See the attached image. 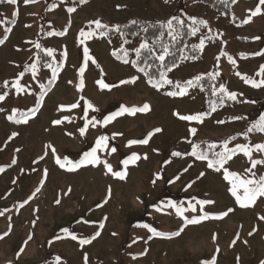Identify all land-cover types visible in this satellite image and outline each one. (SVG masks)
Returning a JSON list of instances; mask_svg holds the SVG:
<instances>
[{"label": "rangeland", "instance_id": "obj_1", "mask_svg": "<svg viewBox=\"0 0 264 264\" xmlns=\"http://www.w3.org/2000/svg\"><path fill=\"white\" fill-rule=\"evenodd\" d=\"M205 1L0 0V264H264V196L240 207L225 179L264 177V3ZM143 25L189 29L202 56L150 76ZM102 136L101 163L56 162Z\"/></svg>", "mask_w": 264, "mask_h": 264}, {"label": "snow or ice", "instance_id": "obj_2", "mask_svg": "<svg viewBox=\"0 0 264 264\" xmlns=\"http://www.w3.org/2000/svg\"><path fill=\"white\" fill-rule=\"evenodd\" d=\"M8 2L10 3H16V0H8ZM261 3H264V0H261ZM74 10V9H73ZM260 10L257 9L255 14H259ZM97 25L99 26V21H96ZM83 35V33H82ZM39 47V45H37ZM141 47H146V45H142ZM88 50L85 49V55H87ZM160 60H163L164 57L160 56L159 57ZM83 73V69H81V74ZM135 79V78H134ZM134 79L132 81H122V83H128V82H134ZM98 83L100 84L101 88H108L109 86L107 84H105L103 81H98ZM167 83H172V81H167ZM191 83V82H189ZM257 86V85H254ZM81 90L83 88V82L81 81ZM177 87H179V85H177ZM184 92H172L169 93V95L172 96H176V95H183ZM232 99H235V96L232 95L231 96ZM0 99H3V97H0ZM78 105L73 104L71 106H68L69 108H75ZM88 107H92L91 103H89ZM61 108L63 109L64 106H61ZM149 105L145 104L142 108H132V109H128V108H124L122 109V112L120 113H116L115 115H121L123 113H128L131 115H135L136 112H147L149 111ZM176 115L179 116V113H177ZM114 117L113 116H109L104 123L107 124L108 122H110ZM180 119L183 120H200L199 116H179ZM9 119H12V117H9ZM26 122V120L24 121ZM54 123L59 124L61 123V121H55ZM259 128L261 131H264V117L261 118L260 124H259ZM81 134L83 135L86 131L85 128H82L81 130ZM161 131V129H155L152 133H149V136L143 140H132L129 141V146L133 145V144H147L151 138L152 135H154L156 132ZM193 134L195 133V129L192 130ZM107 144V138L106 137H100L97 142H96V148H93L91 152L85 153L84 154V159L81 160L79 163H72L71 161H65L64 163H61L60 159L57 158V163L60 165L61 168H65L67 167L68 171H75L76 169H78L80 166L84 165L85 163L87 164H93V165H97L99 163H101L102 161H100L99 157L96 155L97 149L101 148L103 146H105ZM261 149H264V145L258 146ZM241 150L245 152V154H248L247 149H244L243 147H241ZM113 152L116 151L115 148L112 149ZM174 155H180L179 153H174ZM192 155H197V153L195 151H193ZM220 158L216 161V164L219 165V167H223L224 163L226 162L227 159H230L231 156L230 155H225V154H219ZM144 158H147L146 156ZM199 159H206V157L204 155H200L198 157ZM140 159V157L136 154H133V156L130 158L131 162H135L136 160ZM129 160H125L123 161L124 165L127 166L130 162ZM103 163L105 164V166L107 167L109 172H112V168L111 165L107 164L106 161H103ZM70 165V166H69ZM208 167L209 168H213L214 164L212 161L208 162ZM216 170H219V168L217 167ZM115 176L124 179L126 177V171L125 172H117L114 173ZM230 176H234L235 177V181L232 182V187L230 189L232 195L236 198V202L240 205V207H249L252 206L255 202V200L260 197V196H264V177L261 178L260 181H253V180H242L237 174H232V173H228L227 175H225V179H229ZM238 181V183L236 182ZM255 184V187H249V185ZM238 188H243L244 189V193L243 196L238 194L237 189ZM57 203H59V201H57ZM201 204H208V203H213L212 201H200ZM193 210H195L194 206H193ZM180 211V210H178ZM229 212L232 211V209L228 210ZM228 214V212L222 213L220 216L215 217L217 219L223 218V216H226ZM208 216L205 215L204 217L200 218V219H191L188 220L187 223L190 224H197L201 222V219H207ZM262 219H264V217H262ZM155 231V230H153ZM156 235H163L162 233H155ZM98 235V233H97ZM175 235H179V232L175 233ZM72 239H76L75 236H72ZM82 244H86V243H90L89 240H83L81 241ZM214 264V262H213Z\"/></svg>", "mask_w": 264, "mask_h": 264}, {"label": "trees", "instance_id": "obj_3", "mask_svg": "<svg viewBox=\"0 0 264 264\" xmlns=\"http://www.w3.org/2000/svg\"><path fill=\"white\" fill-rule=\"evenodd\" d=\"M214 3L215 0H212ZM206 5H211V0L205 1ZM216 3V2H215ZM140 29H143L141 32V40L144 42H152L154 44L153 48L149 51H143L144 54L139 56L137 64H143L144 61L153 62L151 59L155 61L151 69L147 70L150 76H157L160 74L161 71H165L169 67L178 65L183 62L185 56L188 57L192 61H198L202 56L199 51L190 45L191 42V34H189V29L184 28L182 29L181 37H173L169 35L166 27H159L158 25H143L139 26ZM135 34H137L135 32ZM137 37V35H135ZM166 52L168 56L163 59V62L166 66H161L157 64V61L151 56L154 52ZM145 56L149 58L146 59ZM159 72V73H158Z\"/></svg>", "mask_w": 264, "mask_h": 264}]
</instances>
